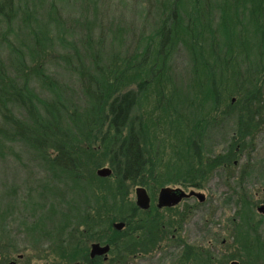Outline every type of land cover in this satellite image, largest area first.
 Here are the masks:
<instances>
[{"label":"trees","instance_id":"16d2710c","mask_svg":"<svg viewBox=\"0 0 264 264\" xmlns=\"http://www.w3.org/2000/svg\"><path fill=\"white\" fill-rule=\"evenodd\" d=\"M154 3L157 13L149 32L145 34L144 22L140 29L136 25L114 28L110 32L112 39L119 38L122 31L119 43L127 45L113 51L105 60L103 47L109 27L104 23V4L99 6L98 0H80L77 17L69 12L65 15L55 0L44 8L43 2L37 3L41 14L37 7L25 3L21 21L29 40L24 47L9 38L20 8L18 0H0V42L8 46L7 53L0 55V139L16 141L39 156L55 153L48 158L55 167L69 173L74 180L82 181L85 176L94 195L100 196V206L109 218L104 222L108 225L106 241L111 245L113 256L123 252V261L135 253L137 237L148 241L154 232L163 231L160 223L154 228L148 220L153 208L140 211L128 199V194L131 187H149L154 179L156 156L139 105L152 85L157 86L158 94L163 93L165 87L175 91L172 59L177 46L182 45L188 55L193 76L191 89L196 87L207 92L215 114L223 111L219 91L229 78L228 72L234 67V76L241 73L238 57L243 54V59L250 62V47L260 49L256 70L245 67L243 79L253 86L252 97L245 106L238 103L241 107L237 109L239 114L228 151L209 155L210 152L203 149L205 130L212 121L208 122L202 115L199 117L204 123L208 122L201 126H205V130L194 132L193 122L185 135L186 168L182 178L192 179L186 186L201 188L194 180H206L216 168L244 154L245 141L251 140L256 132L251 120L258 112L255 107L262 90L255 82L257 73L262 75L259 80L264 81V0H154ZM67 35L71 40L66 39ZM248 35L253 36V46L248 44ZM234 43L241 46V53L233 49ZM53 57L64 63L69 82H60L49 71L46 64ZM31 79L54 96L42 98L35 94ZM199 110L201 113L202 108ZM69 122V125L64 124ZM211 127L214 126L208 128ZM104 164L111 169V174L99 185L95 180L92 184L93 179H97L95 169ZM244 176L241 173L233 187L234 195L241 202H238L240 212L237 213L241 217L244 206H249L248 201H251L243 186ZM125 206L132 210L131 216L122 214ZM115 207L121 214L111 213ZM112 220L125 222L124 229L114 230L110 225ZM94 223L93 219L86 220L83 229L88 230ZM83 236L80 237L83 243L78 242L70 251L62 253L66 264L74 260H82L81 264L89 261L84 242L90 234ZM183 247L184 252L192 254V246ZM74 249L76 253L72 252Z\"/></svg>","mask_w":264,"mask_h":264},{"label":"rangeland","instance_id":"374dc122","mask_svg":"<svg viewBox=\"0 0 264 264\" xmlns=\"http://www.w3.org/2000/svg\"><path fill=\"white\" fill-rule=\"evenodd\" d=\"M52 1L54 0H18L20 8L12 22V32L9 33L11 41L23 47L28 44L27 30L21 21L25 3L38 8L37 3L43 2L44 8ZM79 1L55 0V3L57 7L63 8L65 15L69 12L72 17H77L80 12ZM100 4H104V23L109 27L108 38L103 47L105 60L110 58L113 51L127 45L126 42L119 43L122 31L119 38L112 39L110 32L114 28L136 25L140 29L144 22L146 34L157 13L154 0H98V5ZM37 12L41 14L40 9ZM247 37L248 44L253 46V36ZM66 39L71 40L68 35ZM233 49L238 54L242 52L237 43L233 44ZM7 51L5 42H0V55L4 56ZM259 53L260 49L250 47L249 58L247 56L250 62L243 59V54L237 59L241 73L234 76V67L233 71L231 69L228 72L229 78L223 82L224 87L219 88L220 101L222 100L220 108L223 109L221 113L215 114L212 111L209 95L205 90H198L196 87L193 88L194 91L191 89L190 81L192 82L193 76L188 65V55L182 45L177 46L172 59L176 76L175 91H168V87H165L163 93L158 94L157 86L152 85L147 94L143 95L139 113L146 118L157 165L154 179L150 181L149 187H144L150 197L149 207L141 209L136 206L135 188L138 186L130 188L128 199L140 211L155 208L159 191L165 187H181L186 193L191 190L201 192L204 199L199 201L194 195L186 196V200L171 210L164 208L160 212L166 223L172 222V227L177 224V217L182 212L187 214L180 235L192 245V254L188 255V252L179 247H166L162 252L147 255L143 259L128 257L122 264H264V213L256 208L257 205L264 204V81L259 80L261 74L257 73L258 79L255 81L262 87L260 102L255 107L258 112L251 120L256 132L251 140L245 141L244 154L236 156L224 167L216 168L206 180H194L201 188L186 186L187 181L192 179L189 176L185 180L182 178L186 168L183 158L184 138L190 132L193 122L192 130L201 132L205 130V126H201L212 121L210 126L214 127L208 126L203 137V149L210 152L209 155L228 151L236 128L239 114L237 109L245 106L248 98L252 97L250 92L253 86L244 83L243 79L246 76L245 67H253L255 71ZM262 62L264 67V60ZM46 65L60 82H69L70 78L61 59L53 57ZM30 81L35 94L42 98L53 95L45 91L38 81ZM244 95L241 102H238ZM189 99L192 102L189 103ZM199 108H202L201 113ZM13 111H17L16 106H13ZM201 115L208 120L207 123L199 117ZM64 124L69 125L70 122ZM54 155L55 153L48 157L39 156L16 141L0 139V264L9 261H15V264H66L62 253L70 251L71 246L78 242L83 243L84 239L80 237L90 234L88 241L84 242L88 249L94 239L101 240L108 234V225L104 222L109 218L105 215V209L100 206V196L94 195V189L90 183H86L85 176L82 181L74 180L69 173L55 167L48 160ZM95 171L97 179H93L92 184L95 180L96 185H99L105 177L98 176ZM241 173L245 175L243 186L251 197V201H248L250 205L246 204L244 209L241 208L243 217L237 214L240 212V201L233 191ZM111 202L110 198L108 203ZM114 212L129 216L133 214L126 206L122 207L121 212L115 207L111 210L115 215ZM89 219H93V223L94 220L97 222L85 230L84 222ZM119 221L112 220L111 227ZM112 251L111 249L110 257L113 256Z\"/></svg>","mask_w":264,"mask_h":264},{"label":"flooded vegetation","instance_id":"af4514ba","mask_svg":"<svg viewBox=\"0 0 264 264\" xmlns=\"http://www.w3.org/2000/svg\"><path fill=\"white\" fill-rule=\"evenodd\" d=\"M178 189L183 190L181 187ZM184 191V190H183ZM183 197L181 200H179L176 204L172 205H161L158 206V201L155 203V208H153V214L151 217H149V221H151L154 224V228H158V223H160V227L162 228L163 231H158L154 232V235L152 236L151 239L148 241L141 239L140 237H137L135 246H134V251L135 253L133 254L134 257H139V259H143L144 257H147V255L155 254L156 252H162L166 247L169 249H174V248H181L183 250L184 245H190L183 237L180 235V231L182 229V225L185 223L187 220V214H184L183 212L179 217H177V224L172 227V222L166 223V219H163L160 216V212L162 209L167 208L168 211L171 210L172 207H175L176 205L180 204L184 200H186ZM260 205V204H259ZM258 206V205H257ZM256 206V208H257ZM123 222V221H122ZM162 222V223H161ZM124 225L121 229L125 227V222H123ZM120 229V230H121ZM119 231V230H118ZM169 234V235H168ZM106 236L104 235L103 239H94L89 244L88 249L86 250V255L89 258L88 262H85L84 264H122L123 261V252L120 253L119 255H114V256H109L110 250H111V245L106 241ZM92 243H99L100 245H109V250L106 255H95V256H90V246ZM166 244V246H163V244ZM143 257V258H142ZM180 259V258H179ZM112 261V263H109ZM83 262L82 260H76L74 264H81ZM6 264H15V261H9ZM177 264H183V263H177Z\"/></svg>","mask_w":264,"mask_h":264},{"label":"water","instance_id":"95a60500","mask_svg":"<svg viewBox=\"0 0 264 264\" xmlns=\"http://www.w3.org/2000/svg\"><path fill=\"white\" fill-rule=\"evenodd\" d=\"M96 174L100 177H107L111 174V169L107 166L96 169ZM135 204L141 209H147L150 205V197L147 194L146 189L143 186L135 188ZM194 195L199 201L204 199V195L201 192L189 191L188 193L178 188L172 189L169 187L161 188L158 194V206L161 205H172L177 203L182 197ZM257 210L264 213V204L257 206ZM124 223L122 221L113 224V228L120 230ZM109 250V245H100L99 243H92L90 246V256L95 255H106Z\"/></svg>","mask_w":264,"mask_h":264}]
</instances>
